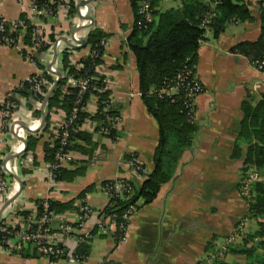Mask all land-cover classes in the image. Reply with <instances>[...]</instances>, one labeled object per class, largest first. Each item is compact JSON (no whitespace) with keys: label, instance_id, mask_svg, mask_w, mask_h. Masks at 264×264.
<instances>
[{"label":"crops","instance_id":"crops-1","mask_svg":"<svg viewBox=\"0 0 264 264\" xmlns=\"http://www.w3.org/2000/svg\"><path fill=\"white\" fill-rule=\"evenodd\" d=\"M33 1L0 0V15L16 20L26 13L33 24L42 27L47 39L53 35L55 39L65 37L70 41L75 33L80 39H87L93 27L109 34L98 72L108 78L113 103L123 118L119 127L121 135L116 139L96 132L98 121L86 119L82 129L92 133L96 148L92 155L73 150L76 162L64 165L74 168L85 164V173L72 181H56L49 177L50 165L44 160V144L53 141V135L65 120V111L53 109L47 132H41V128L32 133L19 125V135L11 128L4 130L0 114V180L5 177L9 182L8 190L0 198V211L20 188L16 178L8 174L9 170L23 182L20 194L3 210L0 225L26 226L28 219L35 217L38 199H74L73 209L56 214L52 220V232L58 234V216L75 223L82 203L88 202L95 212L87 227L57 236L58 246L67 253L76 251L79 245L77 236L95 225L101 210L109 202L102 182L116 176H131L127 154L138 156L148 171L153 169L159 128L142 100L135 56L126 46L134 25L130 0H91L79 13L77 6L76 12L70 13L67 0L55 15L49 16L34 13L31 10ZM74 1L77 5V0ZM173 1L171 6H176L178 1ZM246 1L250 3L252 19L231 20L219 37L208 30L200 42L196 72L205 90L195 101L194 123L198 126V133L193 147L182 154L175 177L162 185L151 203L134 212L124 242L118 243L112 232L96 234L90 241V255L70 264H202L241 223L245 226L242 235L247 231L248 221L254 222L255 227L251 226V230L257 228L255 221L242 218L246 210V201L239 188L243 157H233L239 142L242 152L247 148V144L240 141L244 117L242 102L256 104L264 94V72L259 71L249 57L232 51L237 43L255 41L262 35L258 2ZM168 4V0L162 2L163 7H171ZM87 16L93 17V23H83ZM67 45L62 41L56 47L54 41L34 63L25 59L18 49L0 44V109L2 99L12 92L18 103L15 117L35 129L38 121L33 119L41 121V117L34 114L36 102L22 94L20 85L48 68L55 55L54 65L58 67ZM88 53L89 47L80 45L71 50L70 57L77 64ZM67 86H73L70 80ZM97 108L96 96L91 94L84 110L92 116ZM26 131L29 132L27 136L32 133L41 135V138L36 150L23 156L27 146L21 137L27 138ZM77 142L84 144L80 140ZM19 152L22 154L6 160ZM5 172L6 176L3 175ZM89 185H93L92 189L79 197ZM21 211H30L31 215L25 218ZM111 229L114 231V225ZM6 243L0 248V264H50L33 246H27L21 252L16 249L17 238L14 236L8 237ZM224 256L231 264H247L244 255L226 253ZM67 263L65 256L55 262Z\"/></svg>","mask_w":264,"mask_h":264},{"label":"trees","instance_id":"trees-1","mask_svg":"<svg viewBox=\"0 0 264 264\" xmlns=\"http://www.w3.org/2000/svg\"><path fill=\"white\" fill-rule=\"evenodd\" d=\"M66 1L35 0L34 2L38 9L50 6L52 15H55L60 5ZM163 1L152 0L154 20L145 27L138 24L143 17L139 12V0H130L134 11V25L127 37L126 46L135 56L139 74L140 94L147 111L158 124L159 140L153 157V169L148 171L146 165L140 160L146 171L141 172L140 177L131 173L130 177L123 178L124 182L132 186L131 191H124L109 197L108 204L100 212L101 220L105 226L110 221L116 224L114 231L111 229L108 232L114 234L118 243H120L123 234L119 223L123 221L122 215L126 208L134 205L136 211L140 207L151 203L158 195L162 185L175 177L184 151L192 148L196 142L198 126L188 120V110L185 106L184 98L182 95L160 97L161 89L165 88L169 79L176 77L178 72L185 66L195 67L196 70L200 42L205 38L208 30L212 31L215 37H219L234 18L244 21L253 17L250 3L246 0H177L178 4L171 7H163ZM257 2L262 4L264 0H257ZM67 4L69 5L70 13L76 12L77 5L74 0H68ZM209 12H214L215 14L207 26H204L203 19L206 13ZM260 17L262 22L261 37L255 41H241L232 48L233 52L243 54L252 61L261 59L264 56V9L260 11ZM21 18L26 21L22 40L28 45H33L36 42L35 24L31 22L26 13H23ZM17 34L19 35V31L11 35L17 36ZM108 36L109 34L101 28L93 27L86 39L89 53L80 59L77 63L79 65L74 63L70 57V52L75 47L68 44L64 49L57 67V70L62 73V77L47 101L46 120L40 130L41 132L48 131L51 124L52 111L55 108L65 111V119L66 121L69 120L78 92V87L74 85L67 86L71 78L79 79L92 75L95 77L93 84L97 87L105 85V76L98 72V67L103 63ZM45 39L46 43L40 47L39 55L56 40L53 35ZM47 40L51 42L47 43ZM44 74L49 84L55 81V77L52 74L47 73V71ZM24 83L25 87L21 89V92L29 97L32 95L29 89V82L25 81ZM45 90L47 92L48 88L46 87ZM91 94L99 97L96 113L91 116L85 110H82L76 120L68 121L61 127L62 130L65 128L69 130L71 134L67 149L81 151L90 155L95 150L96 143L93 140L92 133L82 129L83 123L86 119L93 118L98 121L95 131L101 132L100 129L103 126L110 124L106 119L107 116L120 115L119 108L113 101L107 109H104V106L100 103L112 95L109 88L103 92L91 89L84 96V104H86ZM44 98L45 95H42L41 99L44 100ZM242 111L244 117L241 122L240 141L246 143L247 148L245 152H242V146L240 147L241 143L239 142L233 157H243L241 180L252 168H255L261 175V180L254 183V195L251 198H247L240 189L241 196L246 201V210L242 218L252 219L255 221L257 228L241 235L242 243L228 244L221 257L211 259L209 254L208 259L202 264H231L225 260L224 255L226 253L244 255L247 259V264H264V94L256 104L243 101ZM34 114L40 118L41 110L34 108ZM105 135L116 139L121 135L120 128L112 129L109 134ZM40 138L41 135L32 133L27 136L28 144L23 156H26L30 151L34 152L36 150ZM52 140V142L46 141L44 144V160L50 166L55 162L56 153L60 146L57 134L53 135ZM77 140L84 142V144L78 143ZM33 157L35 158V155ZM126 157L128 159L132 157L138 158L132 153L127 154ZM23 169L24 172H27L25 167ZM85 170V164L76 165L74 168L62 166L54 170L56 174L55 180L72 181L77 176L83 175ZM3 175L6 176L7 174L4 173ZM107 182H109L108 179L104 180L102 185ZM92 187L93 185H89L82 190L79 197H83ZM74 201V199L70 201L38 199L35 217H40L45 213V202L49 205L48 213L53 215L73 209ZM20 214L28 218L31 212L21 211ZM129 222L130 220H126L125 224L129 226ZM1 223L2 221H0ZM97 229H95L94 233H97ZM7 237L9 235L0 230V248L7 245ZM91 240L92 238H87L79 243L75 251L81 261L85 260L91 253Z\"/></svg>","mask_w":264,"mask_h":264},{"label":"built area","instance_id":"built-area-1","mask_svg":"<svg viewBox=\"0 0 264 264\" xmlns=\"http://www.w3.org/2000/svg\"><path fill=\"white\" fill-rule=\"evenodd\" d=\"M34 1L31 4V10L34 13L43 14L45 16L52 15V9L50 6H44L42 9H38ZM79 1L80 0H77V3ZM139 3H140L139 12L143 17L142 20L138 22V24L147 27L148 24L152 23L154 20V14H153L154 8L152 6V0H139ZM258 8L259 11L264 9V3L262 4L258 3ZM80 9L82 11L83 8L81 7ZM214 14H215L214 12L206 13L203 19L204 26H207V24L210 22ZM234 19L238 20L237 18ZM83 23L91 24V20L87 19ZM25 27H26V21L21 17L16 20H9L3 17L2 15H0V44L5 45L7 47L18 49L25 59L37 63L38 59L36 58L39 57L40 47L44 43H46V39L43 36V29L39 25H35L34 31H35L36 42L33 45H28L22 40ZM18 31H19V35L18 34L17 36L11 35ZM62 41H63L62 37H58L55 40V45L59 46L62 43ZM48 42L50 41L47 40V43ZM70 42L76 45L81 44L80 37H78L76 33L73 34V36L70 38ZM253 64L259 71L264 72V56L261 59L253 61ZM56 69L57 67L53 64L52 70L55 71ZM45 71H47V73L55 75L53 71L48 70V68H46L43 70L42 73H38V75L34 74L28 80H26L29 82V89L32 92L33 98L36 101L35 108L40 110L43 102L41 96L46 95L47 93L45 90L46 87L49 89L51 86V84H49V81L44 74ZM94 78L95 77L91 75V76L81 77L79 79H73V78L70 79L72 84L78 87V92H77V97L75 99V105L72 109V113L68 120L69 122L76 120L78 118L79 112L85 109L84 96L88 91H90L91 89H97L99 92H103L109 88L108 78L105 77L104 79L105 85H103L102 87H97L95 84H93ZM24 82L21 83L20 88L25 87ZM204 90H205V86L202 80L200 79V77L198 76L195 67L185 66L182 70L178 72L176 77L169 79L167 86L161 89L159 96L174 97L175 95H182V97L184 98L185 106L188 110L187 111L188 120L190 122H194L195 109H196L195 101L196 98L204 92ZM98 98L99 97L96 96L97 106H98ZM112 101H113V97L112 95H110L109 98L102 100V102L100 103L104 106V109H107ZM17 108H18V103L15 100L13 93L10 92L6 94L5 97L2 99L1 109H0V114L3 119V128L4 130H9L11 128V130H13L16 134L19 135V132L17 131V126L19 121L15 117V112ZM106 119L110 122V124L105 125L100 129V131L105 134H109L112 129H118L123 122V118L121 115H117L114 117L107 116ZM37 121H38L37 126H39L40 119L39 120L37 119ZM68 121H66L65 119L63 124L57 130V136L60 141L59 142L60 146L56 153L55 162L50 166V173H49V177L53 180L56 179L55 178L56 174L54 172L55 169L60 168L66 164H70L74 162L76 159L73 150L67 149L71 134L69 130H67L66 128L63 130L61 129V127L65 125ZM19 125L22 127L20 123ZM127 162L130 172L134 173L138 177H140L141 172L146 171V168H144L142 162L138 158L132 157L131 159H128ZM5 174L7 173L5 172ZM123 178L124 177L122 176H116L115 178L108 179L109 182L103 185V188L108 194V197L118 195L119 193H122L124 191H131L132 186L124 182ZM259 180H261V175L255 168H252L249 172H247V174L241 180L240 189L247 198H251L254 195L253 186L254 183ZM8 188H9V182L5 177H2V179L0 180V198L8 190ZM48 207H49L48 203L45 202L44 203L45 213L40 217H34L28 219V224L26 226L16 227V226H11V225L9 226L4 224V225H0V230L2 232H6L7 235H9V237L14 236L17 238V243L15 248L18 249L20 252L23 251V249L29 245L33 246L40 256L46 257L48 259L50 264H55L56 259L60 258L61 256L67 257V261H68L67 264H70L71 262L74 261H81L75 251L65 253V251L58 246L57 236H65L66 234H68L71 231H74L75 229L77 231L83 230L85 227H87L88 222L90 218L94 215L95 210L88 202L82 203L78 215V220L75 223L68 221L62 215H59L58 219L60 223L59 225L60 232L56 234L52 232V227H51L52 220L54 219V217H56V214L53 215L49 214L47 211ZM134 211H135V206L130 205L128 208H126V210L122 215L123 221L119 223L120 229L123 231L120 243L126 240L128 234V225L125 224V221L130 220V218L134 214ZM106 225L107 226L103 224L101 220V216L98 217L96 219L95 225H93L91 229H88L85 234H79L77 236L78 243L85 241L87 238H92L96 234H100L102 232H108L111 229V226L114 225L115 228L116 224L110 221L107 222ZM95 229H97V233H94ZM244 230H245V226L243 223H241L238 231L231 234L227 238V241L223 245H221L220 249H218L215 253L211 254V259L221 257L224 254L227 245L233 243L235 238L241 237Z\"/></svg>","mask_w":264,"mask_h":264},{"label":"water","instance_id":"water-1","mask_svg":"<svg viewBox=\"0 0 264 264\" xmlns=\"http://www.w3.org/2000/svg\"><path fill=\"white\" fill-rule=\"evenodd\" d=\"M91 0H80L78 3H77V11H78V13L80 12L79 10H80V8L82 7V6H85L86 4H88V2H90ZM87 19H89V20H91V23H93V21H94V19H93V17L92 16H87L86 17ZM76 32V31H75ZM62 40L63 41H65L67 44H70V45H72V46H74V47H78V46H85L86 45V39H80V42H81V44L80 45H76V44H72L70 41H68V39H66L65 37H62ZM56 47H58L57 45H55ZM56 56L57 55H55V57L53 58V60L49 63V65H48V70H51V71H53V73L55 74V76H56V78H55V81L51 84V86H50V88L48 89V91H47V93H46V95H45V98H44V100H43V102H42V106H41V121H40V124H39V126H37L35 129H33V128H31L30 126H28V125H26V124H24V123H22L21 121H19V123L22 125V127H24L25 129H27L28 131H30V132H37L38 130H40L42 127H43V125H44V122H45V120H46V106H47V101H48V99L51 97V95L53 94V92H54V90H55V88L57 87V85H58V82H59V80L61 79V77H62V73L59 71V70H52V65L55 63V61H56ZM21 91V90H20ZM32 99H33V101H35V99L33 98V96L31 95L30 96ZM36 102V101H35ZM21 139H22V141L25 143V146H27V144H28V140H27V138L26 137H21ZM22 154V152H19V153H16V154H13V155H10L9 157H7L6 158V160H9V159H11V158H14V157H17V156H19V155H21ZM8 174H10V175H12V176H14L15 178H16V180L18 181V183H19V186H20V188H19V190H18V192L15 194V195H13L10 199H8V201H6L5 203H4V205H3V207H2V209H1V211H0V219H1V216H2V212H3V210L14 200V199H16V197L20 194V192H21V190H22V188H23V182H22V179L17 175V174H15L14 172H12V171H10L9 170V172H8Z\"/></svg>","mask_w":264,"mask_h":264},{"label":"rangeland","instance_id":"rangeland-1","mask_svg":"<svg viewBox=\"0 0 264 264\" xmlns=\"http://www.w3.org/2000/svg\"><path fill=\"white\" fill-rule=\"evenodd\" d=\"M168 2H169V4H168L169 6H171L172 4H174V1L172 2V0H171V1L168 0ZM175 2H176V1H175ZM37 119H38V118H37ZM37 119L34 118L33 120L35 121V120H37ZM38 120H39V119H38ZM28 133H29V132L26 131L25 136H27ZM240 225H241V224H240ZM240 225H239V226H240ZM246 225H247V224H246ZM248 225H249V226H248ZM248 225H247L248 228H247V231H246V232H248L249 230H251V228H252L251 226H254V222H252V221H248ZM239 226H238V227H237V228H236L231 234H233V233H235L236 231H238ZM256 226H257V225H256ZM254 227H255V226H254ZM228 237H229V236H228ZM228 237H227V238H228ZM239 238H240V237H239ZM239 238H238V237L235 238L234 241H239V240L242 241V240L239 239ZM226 241H227V239H226L223 243L220 244L219 248H220L221 245H223ZM236 244H238V243H236ZM219 248H218V249H219ZM218 249H217V250H218ZM217 250H216V251H217ZM216 251L211 252L210 255H211L212 253H215Z\"/></svg>","mask_w":264,"mask_h":264},{"label":"bare ground","instance_id":"bare-ground-1","mask_svg":"<svg viewBox=\"0 0 264 264\" xmlns=\"http://www.w3.org/2000/svg\"><path fill=\"white\" fill-rule=\"evenodd\" d=\"M17 123H18V122H17ZM18 126H19V124H18ZM18 126H17V131L20 132V130H19L20 128H19ZM20 127H21V126H20ZM20 133H21V132H20Z\"/></svg>","mask_w":264,"mask_h":264}]
</instances>
